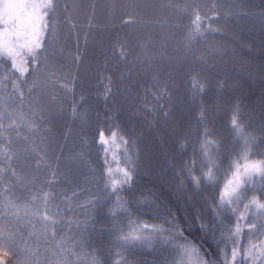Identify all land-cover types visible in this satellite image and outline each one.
<instances>
[{
  "label": "trees",
  "instance_id": "16d2710c",
  "mask_svg": "<svg viewBox=\"0 0 264 264\" xmlns=\"http://www.w3.org/2000/svg\"><path fill=\"white\" fill-rule=\"evenodd\" d=\"M164 2L79 0L72 21L76 29L58 23L52 42L62 53L56 59V79L70 83L53 86L48 73L39 76L44 116L28 101L30 81L20 87L23 104L13 95L11 81L0 83V113L7 110L18 121L9 128L6 118L5 129L0 130L5 140L14 142L13 158L0 156V168L10 164L15 172H0V189L11 186L16 193L31 194L20 201L21 216L28 213L19 221L25 232L43 228L32 212L33 204L41 211L45 204L31 196L48 194L55 239L41 242L42 264H160L159 249L166 245L155 234L148 235L137 225V234L146 236L147 242L143 247L136 242L133 248L120 240L121 230L128 231L137 221L168 228L169 212L178 222L192 212L211 217L216 211L213 201L219 202L232 178L228 160L235 159L233 150L240 152L244 144L231 131L237 106L243 114L250 161L264 159V0H192L202 13L223 17L221 23L227 21V27L191 42L185 41L189 21L181 22ZM188 5L189 0L179 2L180 7ZM129 16L132 22L122 24L121 18ZM204 26L217 27L207 21ZM122 46L130 53L127 58L120 56ZM77 54L80 59L74 62ZM7 71L0 65V77ZM195 83L201 85L200 91L192 87ZM109 87L112 94L106 100ZM202 112L207 118L200 122ZM115 126L123 129L131 150L126 153L119 136L109 139L107 158L113 175L118 169H135L119 200L101 185L104 152L98 142V131ZM205 131L211 135L206 137ZM206 140L219 147V157L205 146ZM210 162L219 165V171L212 169V180L206 178ZM201 174L203 182L193 184L191 177ZM262 189L257 182L255 192L237 209L246 217L239 220L242 245L247 244L243 233L249 231L248 220L264 232V210L243 208L253 195L261 199ZM227 216L233 222L225 224L234 229L236 216L232 212ZM11 219L15 226L17 221ZM8 264H13L11 257Z\"/></svg>",
  "mask_w": 264,
  "mask_h": 264
},
{
  "label": "snow or ice",
  "instance_id": "6c2138e0",
  "mask_svg": "<svg viewBox=\"0 0 264 264\" xmlns=\"http://www.w3.org/2000/svg\"><path fill=\"white\" fill-rule=\"evenodd\" d=\"M179 2L180 0H165L163 6L166 10H171L181 22L185 18L189 21L185 25V41L204 39V33H217L221 28L227 27V21L221 23L223 17L214 19L208 12L202 13L198 5L192 3V0H189L187 7H180ZM77 7L76 0H0V65H5L8 68L3 77H0V83L5 80L11 81L13 95L23 104L25 93L20 90V87L26 81H30L28 101L34 104L41 116L45 114L40 96L41 81L39 76L41 72L49 74L48 79L53 86L70 83V81L56 79V59L62 53L56 52L52 42L57 34L58 23L62 22L70 29H76L77 25L72 21ZM94 8L95 6H93V10ZM261 17L264 19V12L261 13ZM132 20L131 16L128 19L121 18L124 25H128ZM205 21L209 25L216 24L217 27H205ZM89 23L91 24V20ZM77 53H79V49H77ZM129 55L130 53L124 51L122 46L120 56L127 58ZM79 59V54L73 57L74 62ZM8 61L10 64L7 63ZM196 79L199 80V75ZM192 87L197 91L201 90L199 83L193 84ZM111 94L112 89L109 87L106 89L105 99L111 98ZM81 100H85L83 95H81ZM73 111L75 112L76 109L74 108ZM6 118L9 128L18 124V121L13 118V113L5 110L4 113H0V130L5 129L4 120ZM206 118L207 113L202 112L198 119L203 122ZM32 123L37 124L35 120ZM231 124V131L236 134L237 140H243L244 144L241 146L240 152L233 150L235 159L228 160V171L232 173V178L227 180L223 191L220 192L219 202L213 201L216 211L211 217L206 219L202 212H192L178 222L173 213L169 212L168 216L172 219L165 220V223L169 225L168 228L141 224L137 221L128 231L121 230L119 238L125 245L134 248L136 242H139L140 246H145L147 237L137 234L136 231L137 225H139L140 231L147 232L148 235L155 234L162 244L166 245L159 249L162 257L160 264H169V262L171 264H264V240L259 239L261 235H264V232L253 221L248 220L249 231L243 233L247 244L242 245V228L239 220L246 219V217L237 212L241 203L255 192L257 182L264 185V159L250 161L243 114L238 106L233 111ZM37 127H42V125L37 124ZM105 131L108 133L107 137ZM204 135L207 137L211 133L205 131ZM98 136V142L104 152V160L100 165L101 185L106 192L119 200L124 186L131 185L132 173L135 169L127 167L118 169V175H113L107 158L109 139L115 141L119 136L121 142L126 146V153L131 150L130 141L123 138V129H120L119 126H115V129L108 127L98 131ZM13 143L11 139L5 140L3 131H0V156L11 160L14 155L12 153ZM205 146L214 148L213 154L219 157V147L214 146L212 141L206 140ZM210 164L211 167H209L206 177L208 180H212L213 168L219 171V165L215 162H210ZM3 171H9L15 175L10 164L7 169L0 168V172ZM204 179V174H201L200 177L192 176L191 182L200 185ZM30 195V193H16L11 186L0 189V197H3L0 199V219L5 221L4 224H0V264H8V257L12 258L13 264H41V247L43 246L41 242L48 244L55 239L56 220L47 212L46 206L49 203L47 193H43L42 196H31L32 201L40 199L45 204L44 211L33 204L35 211L32 212V216L37 217L42 223V230L25 232L20 227L19 221L28 216L27 211L21 216L20 201L26 200V197ZM260 195L261 199H264V189L261 190ZM261 199H257L253 195L248 203L243 204L244 210H252L253 206L255 209L264 210V202H261ZM90 204L92 208H99V204L91 202ZM117 206L122 207L119 204ZM228 212H232L236 216L234 229L228 226L233 222L232 217L227 216ZM261 214L264 215V212ZM112 215H115L114 211ZM11 218L17 221L15 226H12ZM225 220L228 221V225L225 224ZM32 227L35 228V224ZM261 227L264 228V226ZM254 239L258 243H253Z\"/></svg>",
  "mask_w": 264,
  "mask_h": 264
},
{
  "label": "rangeland",
  "instance_id": "374dc122",
  "mask_svg": "<svg viewBox=\"0 0 264 264\" xmlns=\"http://www.w3.org/2000/svg\"><path fill=\"white\" fill-rule=\"evenodd\" d=\"M78 1H79V0H76V3H77V4H78ZM76 12H77V10H76ZM76 12H75V13H76ZM79 14H80V12H79ZM56 257H57V256H56ZM59 260H60V259L57 257V261H59ZM42 263H43V262H41V264H42ZM46 263H48V262H46Z\"/></svg>",
  "mask_w": 264,
  "mask_h": 264
}]
</instances>
